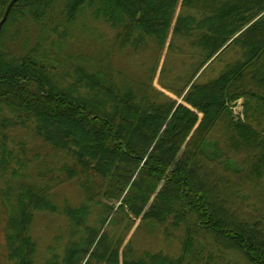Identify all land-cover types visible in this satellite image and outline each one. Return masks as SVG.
I'll use <instances>...</instances> for the list:
<instances>
[{"label": "trees", "instance_id": "1", "mask_svg": "<svg viewBox=\"0 0 264 264\" xmlns=\"http://www.w3.org/2000/svg\"><path fill=\"white\" fill-rule=\"evenodd\" d=\"M10 1L0 0V21ZM61 3L67 24L91 11L118 34L107 56H79L59 81L60 65L42 44L14 50L20 30L9 27L31 19L47 32ZM172 28L201 57L180 89L160 81L185 103L153 85L160 59L145 81L114 64L146 36L164 50ZM232 48L242 57L218 77L195 80ZM19 129L59 155L56 175L39 170L38 182L11 184L34 166L29 141L11 137ZM63 177L78 183L83 202L55 203ZM0 181L16 264H37L39 212L66 219L46 264H264V0H18L0 34ZM139 220L136 230L181 231L180 254L140 251L135 234L126 242Z\"/></svg>", "mask_w": 264, "mask_h": 264}, {"label": "rangeland", "instance_id": "2", "mask_svg": "<svg viewBox=\"0 0 264 264\" xmlns=\"http://www.w3.org/2000/svg\"><path fill=\"white\" fill-rule=\"evenodd\" d=\"M63 7L64 3H61L50 18H48L50 28L47 32H44L43 27L31 19H21L17 25L9 27L12 32L15 29L20 30V37L16 38L15 42H11V47L14 50L19 51L21 49L20 46L27 41L29 43L27 51L37 44V42L42 44L41 49L46 50L50 59L52 58L53 61H56L55 63L60 65L58 70H54L59 81H62L66 70L73 69L71 65L76 62L75 59L79 56L92 57L95 60L107 56L109 46L116 41L118 34V29L112 27L110 23L95 19L91 15L90 9H88L90 13H86L83 17L80 16V19L74 24H67L64 21L65 13ZM173 30L172 28L170 31L164 50H159L152 38L146 36L147 41L138 50L132 47L123 51L120 50L115 56L114 64L116 71L123 72L125 76L145 81L152 65L154 66L155 62L160 59L153 85L180 103L184 102L183 99L162 86L160 81L163 80V84H167V86L172 83L176 90L180 89L181 86L183 87L182 84L190 77L196 62L201 60V57L194 51L195 47L192 46L190 39L178 37L177 35L173 36ZM171 41L174 47L169 51ZM241 57L242 51L239 48H232L230 51L223 53L220 58L215 59L214 57L215 61H212V59L208 62L195 80L204 82L218 77L224 71L228 62H234ZM165 62L166 73L162 76L161 70ZM182 75L185 77H182ZM179 76L181 77L180 79ZM70 81L69 79H65V83ZM232 108L234 116H243V99L237 101ZM17 134L29 141L30 151L28 155L34 161V166H31L27 170L24 168L18 180H11V184L16 185L17 182H38L39 170L41 172L47 171L49 175H56L58 173L57 169L60 167V163H58L60 159L59 155L57 156L56 152L48 145H43L44 143L41 140L34 139L35 136L32 133L19 129V131L13 132L11 137L14 138ZM218 135L220 136L221 134ZM18 136L14 140L17 141ZM46 163L48 164L46 165ZM63 178L65 181L62 180L52 191L55 203L62 208L66 202H70L71 204L83 202L84 194L78 183L67 181L66 177ZM97 217L98 213H95L92 217L94 225ZM7 220L8 210L4 204L0 189V264H16V259L12 260L10 258V250L6 242ZM139 224L140 220L132 226L126 242L135 234L133 236V245L140 251L150 250L154 252L163 251L170 255L180 254L182 247L181 239L183 237L181 231L176 230L170 237H167L163 232L164 229L161 227H158L154 231H147L144 224H142L136 230ZM63 226H66V219L62 217V214L37 213L32 226V236L38 244L37 264H46L48 262L47 260L51 257V253L49 252L50 246L55 242V238L62 234ZM107 226L108 223L104 226V229H107ZM63 240L60 243L61 246H57L58 250L62 252V248L68 241L66 237Z\"/></svg>", "mask_w": 264, "mask_h": 264}, {"label": "water", "instance_id": "3", "mask_svg": "<svg viewBox=\"0 0 264 264\" xmlns=\"http://www.w3.org/2000/svg\"><path fill=\"white\" fill-rule=\"evenodd\" d=\"M17 1H18V0H11L10 3L8 4V6H7V8H6V11H5V13H4V16H3V18H2L1 21H0V34H1V29H2V27H3V25H4V23L7 21L9 15H10V12H11L12 8L14 7V5L16 4ZM178 159H179V158H178ZM165 179H166V178H164V180H165ZM163 184H164V181L162 182L160 188L162 187ZM158 191H159V190H158ZM151 202H152V200H151Z\"/></svg>", "mask_w": 264, "mask_h": 264}]
</instances>
